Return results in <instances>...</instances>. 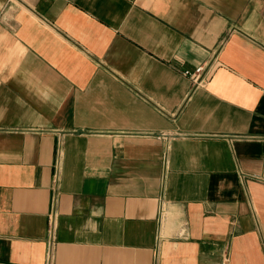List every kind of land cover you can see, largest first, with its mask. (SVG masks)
Listing matches in <instances>:
<instances>
[{"label":"crops","instance_id":"0c3cea01","mask_svg":"<svg viewBox=\"0 0 264 264\" xmlns=\"http://www.w3.org/2000/svg\"><path fill=\"white\" fill-rule=\"evenodd\" d=\"M0 264H264V0H0Z\"/></svg>","mask_w":264,"mask_h":264},{"label":"built area","instance_id":"2783aa9c","mask_svg":"<svg viewBox=\"0 0 264 264\" xmlns=\"http://www.w3.org/2000/svg\"><path fill=\"white\" fill-rule=\"evenodd\" d=\"M184 74L189 76L193 81H198L200 83L202 81L201 74H202V67L198 66L193 71L185 70ZM51 253L50 251L47 253V259H50Z\"/></svg>","mask_w":264,"mask_h":264}]
</instances>
